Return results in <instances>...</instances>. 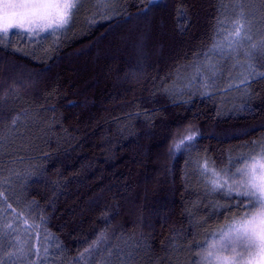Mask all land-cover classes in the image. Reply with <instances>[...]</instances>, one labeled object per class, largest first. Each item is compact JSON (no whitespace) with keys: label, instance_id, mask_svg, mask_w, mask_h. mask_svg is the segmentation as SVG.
I'll return each instance as SVG.
<instances>
[{"label":"trees","instance_id":"1","mask_svg":"<svg viewBox=\"0 0 264 264\" xmlns=\"http://www.w3.org/2000/svg\"><path fill=\"white\" fill-rule=\"evenodd\" d=\"M84 5L62 30L0 43V264H199L251 211L197 166L233 184L264 149V52L214 47L253 16L264 51V0ZM219 53L248 84L230 99L206 79Z\"/></svg>","mask_w":264,"mask_h":264},{"label":"snow or ice","instance_id":"2","mask_svg":"<svg viewBox=\"0 0 264 264\" xmlns=\"http://www.w3.org/2000/svg\"><path fill=\"white\" fill-rule=\"evenodd\" d=\"M102 3L107 7L111 0H102ZM82 5L83 0H4L0 6V43L12 28L23 30L28 38L34 34L62 30ZM233 25L235 32L228 34L231 37L230 46L242 38L244 28L239 21H234ZM219 46L218 43L214 45ZM184 139L191 142L195 135H187ZM183 143L184 140H181L176 147L179 148ZM248 159L252 161L250 164L232 173L233 177L243 178L240 182L228 184L225 181L224 184H215L213 187V191H223L226 199L240 202L231 207L253 209L249 212L242 211L239 218H231L228 231L221 233V247L224 250L230 249L234 255L214 257L212 252H208L205 259L212 257L220 264H264V149L261 150L259 158ZM201 167L204 172L209 171L207 162ZM223 171L227 172V169ZM223 207L229 210V206Z\"/></svg>","mask_w":264,"mask_h":264},{"label":"rangeland","instance_id":"3","mask_svg":"<svg viewBox=\"0 0 264 264\" xmlns=\"http://www.w3.org/2000/svg\"><path fill=\"white\" fill-rule=\"evenodd\" d=\"M88 1L91 2V4ZM124 1L125 0H111V3L109 4V6H107L106 8L104 6H102L101 9L102 10L104 9V12L112 11L113 9L118 8V6L120 4H122V2H124ZM3 2H4V0H0V6H2ZM102 4H103L102 0H85L84 6L91 8V9H97ZM236 17L237 16L234 17L235 18L234 21H239L241 24L244 25V28H243L242 33H241L242 38L239 39L238 41L234 42L233 44H231V46L229 45V40L231 39V37L228 34L235 32V27L233 25L234 21H233V22L229 23L226 27H225V25L223 26L224 30H223V33L221 34L220 38H219L218 44L221 46V44L224 43L226 45V46L224 45L225 46L224 50H235V53H236V51L241 50L242 51L241 55H247L250 58V60H255V58H258L259 54L261 55V53L264 52V51H262V49L259 48V46H261V45H259L260 40L258 39L259 38L258 33H256L257 32L256 30L259 31L260 27L256 23V21H255L256 19L253 16H239L237 18ZM251 18H252V22H251ZM15 30H17L16 32L19 31L20 33H24L23 30H18L16 28L10 29L9 33H11L12 31H15ZM41 34L39 33V34H35V35H41ZM220 46L218 48H220ZM237 53L239 54V52H237ZM237 53L235 54V56L237 55ZM229 56L230 55L219 53V58L216 61V65H214L211 68V70L209 71V73L206 77V79L208 81L214 83L215 85H219L220 83H222L219 87H222L224 89H229L223 93V95H225L226 99H230L231 96L233 97L234 94L239 93L240 88H242V90L248 89V84L246 83L247 81H245L244 77L243 78H237V75L235 73H233V76H231V74L228 75L229 64L231 62L230 60H228ZM235 56L233 58H231V60H234ZM246 67H247V65H246ZM188 78H189V75H187V76L185 75L182 79L186 80ZM261 150L262 149L260 148L258 150L259 152L252 154L250 157L259 158V154L261 153ZM205 162L206 161H203V160L201 162H198L197 167H198L199 173L201 175V178L203 179V182L206 185H209L213 189L215 184H222V182L220 181L218 175L214 171V168H213V166H211V164L207 163L209 171L204 172L201 165H203ZM243 162L244 163H242V165L239 167V169L245 168V166L250 164L252 161L250 159L246 158ZM235 178H236L235 182H237V183L243 179L240 176H235L234 179ZM252 210L253 209H251V211ZM231 223H232V220L230 222L224 224L223 226L219 227V229H217V231H215L212 234L214 237L206 240L204 246L203 245L199 246L200 250H202L201 248L204 247L202 252H201V255L198 257L199 258L198 259L199 264H220L219 261H217L216 259H214L212 257L205 259L208 252H212L214 257L215 256L231 257L234 255V253L230 249L224 250L221 247V245L223 243V241L221 240V233L222 232L226 233L228 231V226ZM238 251H243V250L238 249Z\"/></svg>","mask_w":264,"mask_h":264}]
</instances>
